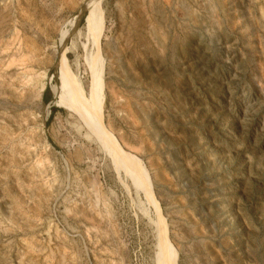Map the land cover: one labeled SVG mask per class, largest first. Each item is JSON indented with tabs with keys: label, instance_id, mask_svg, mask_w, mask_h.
I'll return each instance as SVG.
<instances>
[{
	"label": "rangeland",
	"instance_id": "rangeland-1",
	"mask_svg": "<svg viewBox=\"0 0 264 264\" xmlns=\"http://www.w3.org/2000/svg\"><path fill=\"white\" fill-rule=\"evenodd\" d=\"M87 3L0 0V264H164L152 204L57 75L65 52L87 92ZM103 8L104 121L175 264H264V0Z\"/></svg>",
	"mask_w": 264,
	"mask_h": 264
},
{
	"label": "bare ground",
	"instance_id": "bare-ground-1",
	"mask_svg": "<svg viewBox=\"0 0 264 264\" xmlns=\"http://www.w3.org/2000/svg\"><path fill=\"white\" fill-rule=\"evenodd\" d=\"M103 3L104 0H88L86 6L88 13L86 16L85 27L82 30L79 29L78 33L73 35L80 41L89 74V80L86 83L87 92L78 88V86L73 84L70 80L69 75L66 72L67 60L65 52L60 56L61 63L58 66L57 75L62 78L63 84L71 90L79 101L80 105L77 107V110L80 111V114L82 115L81 117H83V119H85L87 123L96 129L101 135L107 151L116 159L118 169H124L126 174L132 180L135 194L138 195L140 191L143 192L146 196V201L152 204L154 208V217L151 218V221L156 225L161 238L164 264H175L177 253L176 248L167 236L166 217L163 214L161 204L156 197L154 187L140 170L134 154L125 149L104 121L102 108L104 103L105 65L104 59L102 58L103 47L101 43V31L104 16ZM44 86V83L39 84L40 89H44ZM53 91L56 97H59V91L56 87H54ZM139 200L137 202H139ZM141 202H139L140 205L143 203ZM144 212L146 211H144L143 208V213Z\"/></svg>",
	"mask_w": 264,
	"mask_h": 264
},
{
	"label": "trees",
	"instance_id": "trees-1",
	"mask_svg": "<svg viewBox=\"0 0 264 264\" xmlns=\"http://www.w3.org/2000/svg\"><path fill=\"white\" fill-rule=\"evenodd\" d=\"M49 92V88H47L46 89V91H45V95H46V100H48V97H47V93ZM55 110V108H53V110L52 111H54Z\"/></svg>",
	"mask_w": 264,
	"mask_h": 264
}]
</instances>
